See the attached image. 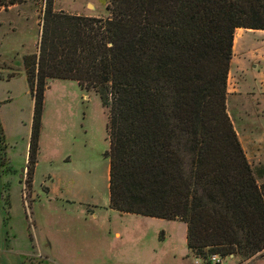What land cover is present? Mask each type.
I'll list each match as a JSON object with an SVG mask.
<instances>
[{
	"label": "trees",
	"instance_id": "trees-1",
	"mask_svg": "<svg viewBox=\"0 0 264 264\" xmlns=\"http://www.w3.org/2000/svg\"><path fill=\"white\" fill-rule=\"evenodd\" d=\"M20 2L0 0V11ZM53 2L38 53L23 58L34 102L24 190L46 83L75 80L108 108L110 208L184 222L195 258L264 254V167L248 161L227 111L235 30H264V0H110L104 17ZM1 165L9 172L2 146ZM3 199L8 210L6 182Z\"/></svg>",
	"mask_w": 264,
	"mask_h": 264
},
{
	"label": "rangeland",
	"instance_id": "rangeland-1",
	"mask_svg": "<svg viewBox=\"0 0 264 264\" xmlns=\"http://www.w3.org/2000/svg\"><path fill=\"white\" fill-rule=\"evenodd\" d=\"M109 3L54 0L52 8L104 17ZM45 6L46 0H21L0 11V117L8 136L5 179L11 182L9 224L17 243L28 244L32 236L51 243L47 249L58 264H197L184 222L110 208L108 108L96 90L82 89L75 80L46 83L34 175L39 197L32 200L33 187L21 191L34 106L23 58L38 53ZM245 155L255 168L264 167V156ZM44 185L58 190L59 199L47 195ZM2 216L0 208V224ZM221 264H264V254L243 261L226 256Z\"/></svg>",
	"mask_w": 264,
	"mask_h": 264
},
{
	"label": "crops",
	"instance_id": "crops-1",
	"mask_svg": "<svg viewBox=\"0 0 264 264\" xmlns=\"http://www.w3.org/2000/svg\"><path fill=\"white\" fill-rule=\"evenodd\" d=\"M228 93L227 111L241 142V146L248 157H250L249 155H253V157L257 158L263 157L264 30L250 28H237L235 30L230 71L228 72ZM0 122L4 132V141L3 143L0 142V208H2L5 214V217L2 216V222L0 224V264H58V260H56L53 254L47 249L50 248L51 243L42 244L37 238L32 236L28 244H19L16 241V236L11 232L9 224L11 182L5 179L6 173L3 174V167L1 165L2 146L4 147L6 164L10 166L7 147L8 136L1 117ZM8 173H10V171ZM5 182L9 185L8 210L5 207L3 199ZM21 183V191L24 192L23 180H21ZM32 187V200H35L39 197V194L35 191L34 176ZM42 188L47 195H54L56 200L59 199V197L56 196L61 194L58 190L54 192L52 188L46 185ZM38 254H40V256L36 257ZM33 256L36 258H33ZM230 256L234 257L233 255Z\"/></svg>",
	"mask_w": 264,
	"mask_h": 264
},
{
	"label": "built area",
	"instance_id": "built-area-1",
	"mask_svg": "<svg viewBox=\"0 0 264 264\" xmlns=\"http://www.w3.org/2000/svg\"><path fill=\"white\" fill-rule=\"evenodd\" d=\"M40 254L36 255V257H39ZM197 259V264H221L222 262V257L219 256L218 254H210L206 259L203 258H196ZM199 260V261H198Z\"/></svg>",
	"mask_w": 264,
	"mask_h": 264
}]
</instances>
